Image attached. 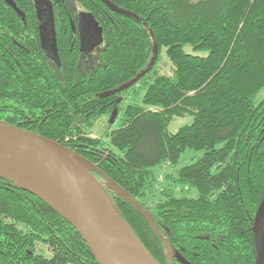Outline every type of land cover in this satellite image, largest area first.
I'll use <instances>...</instances> for the list:
<instances>
[{"label":"trees","instance_id":"obj_1","mask_svg":"<svg viewBox=\"0 0 264 264\" xmlns=\"http://www.w3.org/2000/svg\"><path fill=\"white\" fill-rule=\"evenodd\" d=\"M40 1L53 9L59 73L39 49ZM108 1L120 12L102 0H0V120L63 144L101 170L191 264H256L252 225L264 197V0ZM74 3L103 37L96 65L82 72L77 50H62L72 39ZM163 53L170 74L157 70ZM146 69L130 88L100 96ZM138 89L141 101L123 105ZM105 117L107 128L94 135ZM177 118L190 122L170 132ZM186 149L203 152L174 169ZM164 166L173 169L161 175ZM104 190L166 264V246L146 220ZM0 264L96 262L70 224L0 176Z\"/></svg>","mask_w":264,"mask_h":264},{"label":"water","instance_id":"obj_2","mask_svg":"<svg viewBox=\"0 0 264 264\" xmlns=\"http://www.w3.org/2000/svg\"><path fill=\"white\" fill-rule=\"evenodd\" d=\"M111 10H120L108 0H102ZM42 3V4H41ZM47 12V21L39 27L40 35L45 26L49 23L52 26L53 9L48 1H40L39 5ZM39 12V11H38ZM92 24L98 46L102 41V29L87 13ZM40 19V18H39ZM53 53H56V38L52 28L50 40ZM157 53V46H154V55ZM155 59L150 60L152 66ZM148 69V68H147ZM143 70L128 82L109 91L100 93V96H110L122 92L133 86L145 73ZM114 114L110 121H113ZM0 149L5 150L16 159L24 162L31 173L29 180L18 176L7 175L0 165V176L13 182L22 190L29 192L43 203L48 205L68 224H70L82 237L83 241L90 250L96 264H121L118 256L113 250L110 242L105 236L104 228L110 230L113 237L121 242L127 251L138 261L146 264H160L153 255L147 250L132 228L123 220L112 207L107 193L98 182L93 173L103 179L109 188L114 190L121 198L127 201L151 226L153 233L165 244L167 250V264L175 258L180 264H191L179 252H177L168 240L161 235L156 228L151 216L127 193L115 184L106 174L85 160L86 169L77 168V155L71 148L60 144L45 136L35 132L25 130L21 127L11 125L0 120ZM80 176L89 186H92L108 202V209L111 218L100 220L97 212L84 200L76 182V176ZM253 241L255 248L256 264H264V197L260 201L252 225Z\"/></svg>","mask_w":264,"mask_h":264},{"label":"flooded vegetation","instance_id":"obj_3","mask_svg":"<svg viewBox=\"0 0 264 264\" xmlns=\"http://www.w3.org/2000/svg\"><path fill=\"white\" fill-rule=\"evenodd\" d=\"M42 4V3H41ZM40 4V9L38 10V35H39V49L41 51L43 60H47L48 63L51 64L52 68H54L56 73H59V61H58V49L56 53H53L51 48L50 35L51 30L53 28L56 38V26L54 23L52 26L49 23L48 26H45V30L41 32L40 35L39 27L47 21V10L46 6L43 8ZM43 9H45L43 11ZM87 11L80 10L75 14V20L70 21L71 24V36L72 39H69L68 47L63 49L64 51H68L70 53H74L77 50V67L79 71H86L87 69L92 68L96 64L95 59H97V52L100 47L96 46L97 43V36L96 32L89 21L87 16ZM40 18V19H39ZM102 44H103V37H102ZM57 43V42H56ZM57 47V46H56ZM69 49V50H68ZM98 50V51H97Z\"/></svg>","mask_w":264,"mask_h":264},{"label":"bare ground","instance_id":"obj_4","mask_svg":"<svg viewBox=\"0 0 264 264\" xmlns=\"http://www.w3.org/2000/svg\"><path fill=\"white\" fill-rule=\"evenodd\" d=\"M57 51V47H56ZM77 168L80 170L86 169V162L83 158L76 157ZM0 165L3 167L5 173L11 177L18 176L29 180L31 173L28 166L21 160L16 159L3 149H0ZM78 189L84 200L97 212L100 220L111 218L112 214L108 209V202L101 196L92 186H89L80 176H76ZM106 238L110 242L113 250L119 258L121 264H146L136 260L125 248V246L117 241L110 230L103 229ZM255 249V248H254ZM167 264V263H166Z\"/></svg>","mask_w":264,"mask_h":264},{"label":"rangeland","instance_id":"obj_5","mask_svg":"<svg viewBox=\"0 0 264 264\" xmlns=\"http://www.w3.org/2000/svg\"><path fill=\"white\" fill-rule=\"evenodd\" d=\"M74 9L76 10L75 12L77 13L80 10H84L83 7L79 4H75L74 3ZM86 11V10H85ZM63 45H62V50H63ZM99 55V53L96 54V56ZM157 70L160 73H165V74H170L171 72V63L169 62V60L166 58L165 54L163 53L161 55V58L159 60V63L157 65ZM133 92L130 90L127 95H125L126 97L123 100V105L129 102H140L142 99V95H143V91L138 89V92L134 95V97H131V94ZM190 122L189 118H177L174 121L171 122V124L169 125V131L170 132H175L181 125ZM107 118L105 117L98 125L97 123L93 126V128L91 129L92 133L94 135H100L102 134L105 129L107 128ZM202 150H193V149H186L182 154L181 157L179 159V163L177 164V166L173 167L174 169H178L181 165L184 164H188L191 163L192 161L196 160L198 157H200L202 155ZM168 166H164L162 168H159V172L161 173V175H163L165 172L167 171H171V169ZM98 182L101 184V186L104 187H108V185L100 180H98ZM45 250V248H44ZM48 252V251H46Z\"/></svg>","mask_w":264,"mask_h":264}]
</instances>
